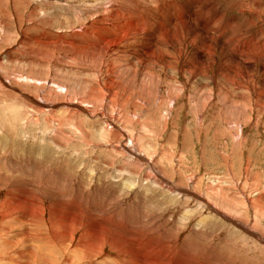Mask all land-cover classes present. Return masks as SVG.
<instances>
[{
	"label": "bare ground",
	"instance_id": "obj_1",
	"mask_svg": "<svg viewBox=\"0 0 264 264\" xmlns=\"http://www.w3.org/2000/svg\"><path fill=\"white\" fill-rule=\"evenodd\" d=\"M131 1H133L135 5H132ZM183 1L185 4L184 9L178 12V7H176L177 11L173 10V12L176 11L178 13L175 14L176 12H170L171 14L169 13L170 15H168V18L164 16L165 12H162V16L160 17H158V15L157 17H152L144 10L151 9L157 5H163L162 3H165L163 0H67L63 1L64 4L62 6H58L60 0H46L44 4L33 7L32 13H28L27 19L30 16L35 15L40 16L41 21H27L26 31L24 32L23 30V33L21 34L22 36H26L31 29L35 28L30 27L31 25L40 27L38 28V31L40 29L44 33L38 35L39 39L37 40L36 38L37 41H35L39 49H35L36 47L33 49L35 43L25 42L27 39L25 41L22 40L24 43L21 45L25 48L27 46L31 48L32 59L33 61L35 60L36 64L39 66V72H42L43 67H45V69L47 67V73L43 74V72L40 74V82L37 81L39 78L37 77L36 81L41 86L38 85V88L36 89L37 93H35V95L28 94L29 92L24 93L20 88L11 87V89L17 91L21 95L18 94L21 98V102L23 101L25 104V110L20 112V119L18 118V121H16L13 116H10L12 117L11 120L8 118L7 121L4 122L6 127L12 131V134L17 136L12 137L5 133L0 135V139H2V141H0L1 160L2 156L9 151L10 155L13 152L12 154L17 157H15L17 159L16 161L8 154L5 161L7 160L6 162L9 165L13 162H17L22 166V170L25 166L30 174L33 173L28 169L26 164L30 165L32 169H37L40 172L48 170L46 164L50 163L52 159H48V156L46 155L45 160H38L40 154L36 149L39 151H41V149L39 146L35 147L32 140H29L25 145H18L16 143L20 138L26 137L25 134H27V130L29 131L34 125H39L41 123L45 128L48 126L53 131L59 130L57 133L60 135V128L62 124L64 125L66 123V121L64 122L60 120V118H64L65 112L68 117L72 118V121L76 122L79 131L81 132H85L86 126L84 124L89 123L92 125V122L94 124L104 122L103 124L106 125L105 130L107 129L108 131H111L112 134H116L115 136L118 138L122 135V140L112 146L118 148L119 152L125 156L127 155L128 159L140 163L143 167L145 166L148 171L151 170V174H147L145 171V173H143L145 174V178L142 176V178H140L146 180L147 183L150 184V187H145L143 190L141 189V192L145 190V192L149 191L152 194H156V199L163 196L164 198L161 200L160 204L167 205L168 209H170V204H176L177 202H179L178 206L181 205L182 202H184L182 204H188L190 202L193 207H196L195 205L203 207V203L208 204L207 200L194 191L195 186L200 182L198 178L191 177L189 182L186 183V187L171 183V181L163 176L162 172L155 167L156 165L153 161L151 162L143 156L142 153L138 154L136 152L133 147L135 144L133 146H128V144L125 143L126 137H128V131H122L118 127V124H122V126L126 127L130 126L132 124L131 122L134 120L133 118L136 114V109L139 106L146 108L152 104H163L169 105L170 107L176 106L180 102L178 99L179 92L182 96H187L184 99L188 100L190 103L194 101L193 96L203 98V100L207 99V101L211 100V96L215 100L218 98L222 99L226 96V99H223V102L230 104V108L237 106V115L241 114L239 108L246 110L245 112H248L246 117L247 121L241 122H244L247 125H240L237 127V124H234L233 126L231 123L230 127L236 129L235 131L233 129V134L238 133V135H240L242 129L246 127L252 128L253 126H250L252 123H254V127L261 125L258 116L264 112V25L262 24V21H264V0ZM30 5L28 7H30ZM51 10L54 12L56 11V13H53ZM56 14H59L62 18L64 16H76L79 18V26H75L71 29L72 37L65 38L62 34L50 30L46 22L53 20ZM20 16L21 15H19V17ZM19 17L17 16V21H19ZM60 23L63 24V22ZM19 24L22 25L20 22ZM29 24L31 25L28 26ZM258 24L260 25L258 26ZM170 28H172V30ZM134 50L135 52L138 50V52L134 54ZM126 52L133 54L127 56ZM62 54L64 55L63 59L60 58V55ZM19 55L21 56L19 58L21 60L20 62H25L24 60L26 59H24L25 57L23 54ZM133 60L136 61L137 64L135 62L133 63ZM32 64H34V62ZM27 66L29 67L31 65L29 64ZM84 67L90 68L95 72V75H93L92 78L93 80L90 81L91 83L85 81L87 78L80 79V85L85 86L83 88L88 92L87 100L75 99L73 101V99H69L67 95L61 97L65 93L64 86L69 88L68 82L72 81L71 78L74 77V74H72L74 73L73 71L77 68L83 69ZM258 73L261 74V84L259 86L255 83V74ZM52 76H54V78H52ZM68 77L71 78L70 80L68 79L67 82L65 80ZM142 80L145 82L144 84H140ZM8 81L9 80L0 75V88H3L4 86V88L10 87ZM220 82L222 85H220ZM190 84H193V87L190 86ZM33 88L35 89V87ZM47 88H49L48 91H46ZM136 88H138V91L135 90ZM185 88L189 92L187 93L188 95L186 94ZM199 89L200 91L198 92ZM207 90L209 92H206ZM44 91L45 95L42 94ZM223 91H225V93ZM4 92H6L5 89L3 93ZM8 92H12V90ZM3 93L0 92V96H2ZM218 93H220V95H218ZM73 94L75 95V93ZM73 94L70 96L73 97ZM202 94L204 95L201 96ZM223 94L225 96H223ZM42 98L45 100L40 101ZM58 100H64L65 102L62 101L59 104L57 103ZM88 104H91V106H85ZM208 104L209 103H205V108L203 106V110L209 108ZM221 106L224 107V105ZM220 109L221 111L223 110L222 108ZM59 110L62 112H59ZM226 111H222L223 115L220 118L221 120H225V115L227 117L230 116ZM198 113L199 116L197 117L200 122L205 118L207 112L198 111ZM230 118L231 120L237 118L236 114L229 117V121ZM16 122H18V124L20 123L18 129L15 127L17 125ZM57 125H59V128H56ZM129 136H131L130 138L132 139L135 138L131 133ZM137 145L138 144H136V146ZM40 153H42V151ZM32 159L38 160H36L38 163L37 168L34 167V163L30 164L31 161H33ZM56 161L59 162H55L52 166L51 174H53V176L56 174L53 172V169H58L57 167H60L61 163L59 159ZM71 163L69 164L71 165ZM71 166L73 167L67 170V173L69 171L75 173L73 170L75 164L73 163ZM81 169L78 171L80 172ZM248 170L249 169H247V171ZM8 172L9 174H18L21 171H19L18 168L17 170L8 168ZM60 174L61 176L59 175V178H63V173ZM0 176L6 178L5 180L0 181V239L6 248H11L15 246L16 242H18L17 240L16 242L13 241L9 236V233L6 234L5 232L7 229L5 223L10 221L14 215L17 218L21 217L22 220L28 223V225L30 223L33 228L36 229L33 231V238L37 240L43 235L40 234L38 228L40 225L44 226L43 229L47 232L46 235H49L52 243V245L50 244V247L55 251H58V247L60 249L59 252L62 253V259H60L62 262H56L57 264H97V258L102 259L104 264H188V262L173 260L171 258L173 249L165 248L163 250L159 240L157 241L153 238L152 240H149L150 238H147L148 233L143 231V227L141 226H144V230L146 226V228L149 227V230L153 227L158 231L159 229L156 227L153 220L146 224L145 221H136L135 223L137 224L135 228L126 227L125 230L121 231L119 225L113 223L114 221H103L101 217H98L100 221L95 222V227L84 228V231L81 233V219L79 220L78 218V214L82 211L81 205L80 207H76L74 204L69 206L65 201H62V203H59L60 201H51L52 198H50L46 192H43L42 198H39L40 195L34 194V183H29L30 185L21 188L10 182L11 179L14 181L18 180L17 176L14 175V178H7L6 175L2 173H0ZM101 177L99 176L101 184L106 183L107 180ZM98 181L99 180H96L95 176L92 178L91 184L96 186L98 185ZM115 181L119 184L120 178ZM118 184L116 185L119 189ZM123 185L124 187L121 189L122 191H126V183H123ZM214 185L215 184H211V186ZM103 186L105 187V185ZM221 187L223 188V186ZM43 188L47 190V185L44 184ZM132 188L135 189L134 187H131V185L128 186V189L131 190H128L127 194L133 192ZM136 195H138V191ZM152 196L154 197V195ZM209 196L210 195H208V197ZM91 206L92 208L90 207V209L92 211L90 214L93 215L97 209L94 204ZM205 206L204 208H206ZM242 207H244V205ZM47 211L49 212V216L47 215L48 217L45 215ZM223 212L224 211L221 213ZM187 213L184 215V218L182 217L180 219L183 222H186V220L189 219V222L191 223L194 220L195 215L192 213L187 215ZM165 214L166 213H164V215ZM156 219L159 218L157 217ZM173 222H175V219ZM207 222L208 220H205L196 224L195 229L199 228L207 231L210 226V223L208 222V224ZM189 225L190 224L186 225V228ZM138 226L140 229H138ZM3 231L5 234L2 233ZM119 231L121 232L119 233ZM248 231L244 232L248 233ZM172 232L178 234L180 231L176 230ZM31 236L32 229L31 231L30 229L28 231L26 230L25 237L30 238ZM22 239L24 238H21V240ZM46 239L48 242V238ZM259 239H257V241ZM262 241L264 242V239ZM18 245H22V243H19ZM40 252L46 254L42 251H35V247L34 250L32 249L29 256L23 254L24 263L33 264L32 261L38 264L46 263V258L38 259L36 256ZM202 252L207 251L206 249H202ZM202 252H200V254L195 253L196 259L198 260H196L194 264H200L198 263L200 257L204 255ZM208 253L212 260L216 261V257H213L215 253L213 251Z\"/></svg>",
	"mask_w": 264,
	"mask_h": 264
},
{
	"label": "rangeland",
	"instance_id": "obj_2",
	"mask_svg": "<svg viewBox=\"0 0 264 264\" xmlns=\"http://www.w3.org/2000/svg\"><path fill=\"white\" fill-rule=\"evenodd\" d=\"M28 1L0 0V75L9 80L8 84L10 86H6L7 88H4L5 86L3 88H0L1 93H3L4 89L6 91L2 96H0V135L2 133H5L11 135L12 137H16L17 135L12 134V131H10L6 127L4 122H6L8 118L9 120H11L12 117L10 116H13V118L18 121L20 119V112L25 110V104L23 103V101L21 102V98L19 97L20 94L17 91L11 89V87H17L22 89L24 93L29 92L28 94L35 95V93H37L36 89L38 88V85L41 86L37 82H40V74L43 72V74L47 73V67L46 69L45 67L42 68L45 71L42 70V72H39V66L36 64V61H33L32 59L31 48L28 46L25 48L21 45L26 39L27 40L25 42L36 44L35 41L39 39L38 35L44 33L40 29L38 31V28L40 27L32 26L31 24H29L28 26L31 25L30 27L35 28L31 29V31H29L26 36H22L21 33H23V30L24 32L26 31L27 21H41V17L35 15L30 16L27 19L28 13L31 14L33 7L44 4L46 0ZM63 1L67 0H60V2H58V6H62L64 4ZM177 1H179L180 3ZM163 2H165L162 3L163 5H157L151 9L144 10L152 17H157V15L158 17H160L162 16V12H165L164 16L168 18V15L171 14L170 12L176 10V7H178V12L182 11L185 7L183 0H163ZM131 3L132 5H135L133 1H131ZM174 4L177 6H175ZM29 5L30 7H28ZM160 7L162 10L160 9ZM52 12L56 13V11ZM178 12H176L175 14H177ZM19 15L21 16L19 17ZM17 16L19 17V21H17ZM19 22L22 25H20ZM60 22H63V24ZM46 24L48 25L50 30L62 34L65 38H69L72 37L71 29L75 26H79L80 20L76 16H64L62 18L59 16V14H56L55 18L51 21H47ZM262 24L264 25V21H262ZM259 25L260 24H258V26ZM170 29L172 30V28ZM35 44L33 46V49L34 47H36L35 49L38 48V45ZM27 49L30 51H28ZM136 52H138V50H136ZM136 52L134 50L133 53L135 54ZM133 53L126 52L127 56H130ZM19 54H23V56L25 57L24 59H26L24 60L25 62H20L21 60L19 58L21 56ZM29 54L31 55V57ZM60 58L63 59L64 55H60ZM31 62H34V64H32ZM134 62L136 63V61L133 60V63ZM26 64H30L31 66L28 67ZM90 70L92 71V69L85 67L83 69H75L73 71L74 73H72L74 74V77H68L65 80L68 82V79H72V81L68 82L69 88H66V86H64L65 93L61 97L67 95V97L69 99H73V101L75 99L87 100L88 92H86L87 90L83 88L85 86L80 85V82L82 78H87L85 81L88 82L93 80L92 78L93 75H95V72L94 70L92 72ZM255 75V83L259 86L261 84V74L258 73ZM37 77L39 78L36 81ZM22 78L24 81L22 80ZM52 78H54V76H52ZM24 82L26 83V85ZM144 83L145 82L143 80L140 82V84ZM220 85H222L221 82ZM190 86L193 87V84H190ZM33 87H35V89ZM49 88H47L46 91H48ZM10 90H12V92H8ZM135 90L138 91V88H136ZM185 90L186 94L189 93L186 88ZM199 91L200 89L198 90V92ZM78 92L80 93V95ZM206 92L209 91L207 90ZM223 92L225 93V91ZM73 93H75V95ZM220 93H218V95H220ZM42 94L45 95V91ZM71 94H73V97L70 96ZM204 94H202L201 96H203ZM178 95V99L180 100V102L176 106L170 107L169 105L163 104H152L154 107L152 105H149L147 106V108L143 106L142 108L141 106H139L136 109V117L134 116L133 118L135 121L133 120L131 122L132 124L128 127L122 126V124H118V127L122 131H128V137H126L125 143L128 144V146H133L135 144L133 147L136 152L138 154L142 153V155L149 159L151 162L153 161L156 165L155 167L158 168L159 171L162 172V175L167 177V179L171 181V183L179 184L181 185V187H186V183L189 182V179L191 177L198 178L200 182L197 184L198 186H195L194 191L208 201V204L203 203L204 206L206 205L205 207L207 209L204 208V206L202 207L195 205L196 207H193L190 202L188 204H182L184 202H180L181 205L179 206V202H177L176 204L172 203L169 206L170 209H168L167 205L160 204L161 200L164 198L163 196L156 199V194H152L149 191L145 192V190L141 192V189L143 190L145 189V187H150V184L147 183L146 180L140 178H145V174H143L145 173V171L147 174H151V170L148 171L145 166L143 167V165H141L140 163H136L135 161L133 162V160L128 159L127 155L125 156L124 154L119 152L118 148L112 146L122 140V135L118 138L117 136H115L116 134H112L111 131H108L107 129L105 130L106 125L103 124L104 122H99L98 124H94L92 122V125L89 123L84 124L86 126L85 132H81L79 131V127L77 126L76 122L72 121V118L68 117L65 112L64 118H68H65L66 120L64 118H60V120L64 122L66 121V123L64 125L62 124L60 128V135H58L57 133L59 132V130L53 131L48 126L45 128V126L41 123L39 125H34L33 128L29 129V131L27 130V134H25L26 137L20 138L21 140L19 139L20 141L18 140V142L16 143L18 145H25V143L29 142V140H32L34 143L33 145L35 147L39 146L42 151V153H40L41 151L36 149V151L40 154L39 158L36 157L38 158V160H45L46 155L48 156V159H52L50 163L46 164L48 170L40 172L37 169H32L30 165H27L25 163L28 169L33 173L30 174L25 166L22 170V166L17 162H13L9 165L6 162L7 160L5 161V159H7V155L9 154L8 151V153H5L2 156L3 161L0 158V173L6 175L7 178H14V175L17 176L18 180L14 181L13 179H11L10 182L11 184L18 187L20 186L21 188H25L26 185L34 183V194L40 195L39 198H42V193L46 192L50 196V198H52L51 201H60L59 203L65 201L69 206L74 204V206L76 207H80L81 205L82 214H78L79 220L81 219V233L84 231V228L86 229L95 227V222L100 221L98 217H101L103 221H114L113 223H117L121 228H119L121 231L125 230L126 227L135 228L137 224L135 223L136 221H145L146 224L153 220L156 227L159 229L158 231L153 227L151 230H149V227L146 228V226L145 230L144 226L141 227H143V231L148 233L149 237L147 236V238H150L149 240H152L153 238L161 242L160 245L163 250L165 248L173 249V254H170L173 260L188 262V264H194L195 261L198 260L196 259L195 253L200 254V252H202V249H206L207 252H202L204 255L200 257L201 262H198L200 264L202 262V264H264V242L262 241L264 239V112L258 116L260 118L259 121L261 125H259L258 127H254V123H252L250 124V126H253L252 128H244L243 126L244 129L241 130L242 133L238 135V133H232L233 129L234 131L236 129L230 127V124L232 123L233 126L234 124H237V127H239L240 125H247L241 121H247L246 117L248 112H245L246 110H244L243 108H239V112H241V114L237 115V106L230 108V104H226L223 102V99H226V96L224 94L223 96L225 97H223L222 99L218 98L217 100H215L211 96V100H208L209 102L207 101V99L203 100V98H197L193 96L195 103L194 101L190 103L188 100H185L184 98H186L187 96H182L179 92ZM42 100L45 99H40V101ZM62 101L64 100H58L57 103L60 104ZM205 103H209V108H207V110H203L205 108ZM221 105H224V107H222ZM85 106L90 107L91 104ZM220 108L223 109L222 111L227 110L226 112L230 115L229 117L236 114L237 118H233L232 120L230 118L229 121V117L225 115V120H221L220 118L223 115V112ZM198 111L207 112L205 118L200 122L199 118L197 117L199 116ZM59 112L62 111L59 110ZM16 123L17 125L15 127H17L18 129L20 123ZM56 128H59V125H57ZM130 133L135 137L134 139L130 138ZM0 141H2V139H0ZM136 144H138L139 146H136ZM12 153L11 155L9 154L10 157H13L14 160L17 161V157ZM57 159L61 161V168L57 167L58 169H53V172L56 173L53 176V174H51L52 166L55 162H59L56 161ZM36 160L34 159L30 163H34L35 168L38 167V163L36 162ZM69 163H71V165L73 163L75 164V167L73 168L75 173H72L70 171L67 173V170L73 167ZM8 168L16 170L18 168V170L21 172H19L18 174H9ZM79 169H81L80 172L78 171ZM247 169L249 170L247 171ZM60 173H63V178H59V175L61 176ZM167 174L169 175V177ZM95 176L96 180H99L98 185L96 186L91 184L92 178H94ZM99 176H102L101 178L106 179V183L101 184ZM119 178L120 183L118 184V182H116L115 180ZM132 178H134L135 180ZM5 179L6 178L4 176H0V181H3ZM123 183H126L127 185L126 191H122L121 189L122 187H124ZM44 184L47 185V190L43 188ZM74 184L76 185V187ZM116 184H118L119 189L117 188ZM211 184L215 185L211 186ZM103 185H105V187ZM130 185L135 189L132 188L133 192H129L130 194H127V191L131 190L128 189V186ZM221 186H223V188ZM137 191L138 195H136ZM151 194L154 195V197ZM140 195L142 196V198ZM208 195H210L211 197H208ZM210 203L212 204V206ZM93 204L96 206L97 211L93 215H91L90 212L92 210L90 209V207L92 208L91 205ZM243 205L244 207H242ZM222 211H224L225 213H221ZM164 213L166 214L164 215ZM186 213L187 215H190V213L195 215L194 220L191 223L189 222V219L186 220V222H183L180 219L182 217L184 218V215ZM45 215L49 216V212L47 211ZM157 217L159 219H156ZM88 218L91 220H89ZM174 219L175 222H173ZM205 220H208V222L210 223L209 224L207 222L210 225V228L208 227L207 231L199 228L195 229L196 224H199ZM92 222L94 225L92 224ZM188 224L190 225L186 228V225ZM5 225L7 226V229L5 230L6 234L9 233L11 239H13V241L15 242L17 240L18 242H16L15 246L6 248L2 243V240L0 239V264H25L23 261L24 257L22 255L26 254L29 256L32 249L34 250V247L35 251H42L46 253L42 254L40 252L38 255H36L38 259H47V262L44 264H57L58 262H62V260H60L62 259V253L59 252L60 249L58 247V251H55L50 247L52 243L49 235L47 236V232L43 229L44 226H39L38 230L40 231V234H43L44 236L42 235V237L37 240L33 238V231H35L36 229L33 228L30 223L28 225V223L22 220L21 217L17 218L13 215L11 220L7 221ZM29 229L30 231L32 229V236L30 238H26V230L28 231ZM138 229H140V227ZM176 230H179L180 232L178 234L172 232ZM248 230L250 231V233ZM121 231H119V233ZM244 231H248V233ZM5 232L3 231L2 233L5 234ZM259 237L262 240H260ZM21 238L24 239L21 240ZM46 238H48L49 243L47 242ZM257 239L259 240L257 241ZM19 243H22V245H18ZM210 251H213L215 253L213 257H216V261L212 260V258L210 257V254L208 253ZM99 259L100 258H97L98 262L96 261V263L104 264V261L102 259ZM32 263L38 264L33 261Z\"/></svg>",
	"mask_w": 264,
	"mask_h": 264
}]
</instances>
